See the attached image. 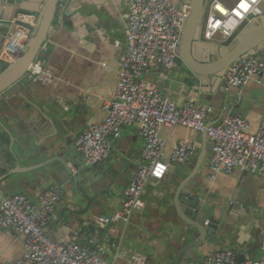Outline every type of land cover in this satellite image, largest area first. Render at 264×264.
<instances>
[{
	"label": "crops",
	"instance_id": "0c3cea01",
	"mask_svg": "<svg viewBox=\"0 0 264 264\" xmlns=\"http://www.w3.org/2000/svg\"><path fill=\"white\" fill-rule=\"evenodd\" d=\"M172 1L177 5L189 2ZM42 3L43 0H32L24 6L40 11ZM65 12L66 22L70 24L54 30L46 41L47 50H40L36 58L54 76V82L36 83L27 73L25 79L31 81L12 98L0 101L1 195L20 193L37 202L44 190L61 187L64 198L47 227L49 236L53 240L75 238L90 249L94 245L99 251L93 252L103 257L106 264H130L137 254L145 256L147 264H173L180 252L184 256L182 250L191 242L198 244L190 250L192 260L187 263L182 258V264H203L218 250L232 248L242 261L245 258L264 261V177L237 169L232 174L219 173L212 178L209 138L179 126L162 128L161 136L166 142L162 159L170 162L179 143L193 140L196 149L188 162L169 163L163 180L147 183L143 194L145 208L135 213L128 223L99 225L100 218L121 210L124 190L143 164L144 142L136 126L122 128L110 157L98 166H86L75 147L77 137L85 129L105 119V104L115 98L127 50L125 31L129 6L125 0H68ZM21 20L31 25L37 22L34 17ZM198 52L196 55L200 58ZM142 79L178 106L188 101L212 106L210 123H217L227 114L238 115L246 118L255 132L264 114L263 71L244 88L224 86L226 91L239 94L229 100L234 107L228 113L223 107L224 95L218 89L202 86L209 93L205 98L192 90L191 82L177 67L170 72L153 68ZM214 95L219 97L217 101L212 100ZM55 110L63 113V117H57ZM64 163L72 174L78 175L77 182L66 173ZM14 170L19 172L9 178L8 174ZM191 185L212 203L208 212L211 215L215 213L223 218L238 198H243L250 213L246 215L244 205L240 214L227 226L222 225L209 240L192 237L187 240L185 237L192 229L188 224L189 207L179 198L174 199L173 192L179 186ZM91 225L93 230L89 229ZM88 235L92 239L87 246ZM205 236L207 239L208 235ZM24 253L22 236L9 230L0 232V264H14Z\"/></svg>",
	"mask_w": 264,
	"mask_h": 264
},
{
	"label": "built area",
	"instance_id": "2783aa9c",
	"mask_svg": "<svg viewBox=\"0 0 264 264\" xmlns=\"http://www.w3.org/2000/svg\"><path fill=\"white\" fill-rule=\"evenodd\" d=\"M125 1L129 6L125 31L127 50L115 98L105 104V119L85 129L77 137L75 147L86 166H98L110 157L122 128L136 126L144 142L143 164L124 190L121 210L100 218L101 227L128 223L135 213L145 208L143 194L147 183L163 180L169 163L186 164L195 151L193 140L183 141L172 152L170 162L164 161L162 153L166 142L161 136L162 128L179 126L205 132L212 144V178L219 173L232 174L237 169L264 177V114L255 132L250 122L238 115L228 114L208 125L212 106L197 101L178 106L142 79V75L153 68L170 72L176 67L191 6L187 3L177 5L172 0ZM262 17L264 0H207L201 39L211 45L229 46L241 30ZM29 39V31L16 26L1 49V60L13 62ZM41 50H47L46 42ZM263 67L260 57H245L227 68L223 84L227 89L244 88L262 74ZM27 73L36 83L49 85L55 80L38 60L29 66ZM257 82L261 83V79ZM63 198L64 191L59 186L44 190L37 202L20 193L6 196L0 193V232L9 230L25 241V253L14 264H106L103 257L75 238L53 240L49 236L47 227ZM130 264H147V258L134 255ZM203 264H264V261L245 258L240 262L234 250L224 249L207 257Z\"/></svg>",
	"mask_w": 264,
	"mask_h": 264
},
{
	"label": "water",
	"instance_id": "95a60500",
	"mask_svg": "<svg viewBox=\"0 0 264 264\" xmlns=\"http://www.w3.org/2000/svg\"><path fill=\"white\" fill-rule=\"evenodd\" d=\"M31 1L0 0V52L13 27H23L30 33L28 43L13 62L7 64L1 61L0 58V101H7L12 98L22 86H26L31 81L25 79L27 71L29 66L38 57L43 44L50 39L54 30H57L62 24H70L66 22L68 15L65 14L68 0H43V6L40 11H33L24 6L28 5V2ZM206 1L189 0L187 3L191 6V14L186 22L185 31L182 35L179 54L176 59V67L183 72L185 79L191 82L192 90L203 94L205 98L209 93L203 91L202 86L211 85L212 88L218 89L224 95L223 107L224 111L228 113L234 107L229 103V100L233 96L238 97L239 94L225 90L224 84L222 83L223 76L231 64L245 57L259 56L264 60V17L248 24L228 47L206 44L201 41ZM23 17H34L37 22L35 25L28 24L21 20ZM196 52L199 53L200 58H198ZM211 98L213 101H217L219 97L214 95ZM240 100H243L242 97ZM54 113L57 117H63V113H60L58 110H55ZM207 124L213 125L215 123L207 121ZM203 134L207 136L205 132ZM210 145L212 147L211 142ZM15 159L20 168L18 158L15 157ZM64 169L69 176L73 177L75 182L78 181V175L72 174L67 165H65ZM18 172L14 170L8 174V177L17 175ZM203 197V194L197 192L196 187L193 185L187 188L179 186L173 192L174 199L177 200L179 198L183 204L189 207L187 216L190 222L188 224L192 229L188 231L185 237L187 240L189 237L197 238L200 241L209 240L210 236L219 232L222 225L227 226L230 224L240 214L242 206L244 205L246 206V215L248 216L250 213V207L246 205L243 198H238L235 200L233 206L227 208L226 216L223 218L218 217L215 213L211 215L208 212L209 208H212L213 205ZM93 228V225L89 226L90 230H93ZM204 234H206L205 237L208 235L207 239H204ZM90 239H92L91 235H88L86 240L87 246L90 245ZM197 245V242H191L186 245L182 250L184 256L182 257V252H180L173 264H182V258L186 259L187 263L189 260H192L190 250ZM95 247L91 245V250L98 252V248ZM238 260L242 262L240 258Z\"/></svg>",
	"mask_w": 264,
	"mask_h": 264
},
{
	"label": "clouds",
	"instance_id": "9594fccd",
	"mask_svg": "<svg viewBox=\"0 0 264 264\" xmlns=\"http://www.w3.org/2000/svg\"><path fill=\"white\" fill-rule=\"evenodd\" d=\"M241 31H242V30H241ZM241 31H240V32H241ZM240 32H239V33H240ZM201 34H202V33H201ZM201 40H202V39H201ZM202 41H203V40H202ZM203 42H204V41H203ZM232 43H233V42H232ZM230 45H231V44H230ZM230 45H229V46H230ZM226 47H228V46H226ZM258 57H259V56H258Z\"/></svg>",
	"mask_w": 264,
	"mask_h": 264
}]
</instances>
